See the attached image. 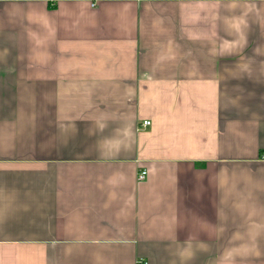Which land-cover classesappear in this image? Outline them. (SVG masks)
<instances>
[{"label": "crops", "instance_id": "0c3cea01", "mask_svg": "<svg viewBox=\"0 0 264 264\" xmlns=\"http://www.w3.org/2000/svg\"><path fill=\"white\" fill-rule=\"evenodd\" d=\"M0 261L264 264V0H0Z\"/></svg>", "mask_w": 264, "mask_h": 264}, {"label": "built area", "instance_id": "2783aa9c", "mask_svg": "<svg viewBox=\"0 0 264 264\" xmlns=\"http://www.w3.org/2000/svg\"><path fill=\"white\" fill-rule=\"evenodd\" d=\"M144 123H145V124H148V123H150V121H149V120H145ZM146 174H147V170H146V169H142V170L139 171L138 177H139L140 179H141V178H144V177L146 176ZM0 262H1V261H0Z\"/></svg>", "mask_w": 264, "mask_h": 264}]
</instances>
